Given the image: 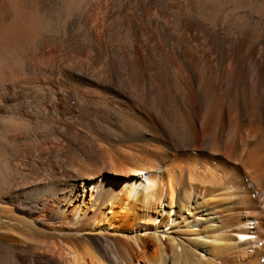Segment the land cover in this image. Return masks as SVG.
<instances>
[{
  "label": "bare ground",
  "instance_id": "6f19581e",
  "mask_svg": "<svg viewBox=\"0 0 264 264\" xmlns=\"http://www.w3.org/2000/svg\"><path fill=\"white\" fill-rule=\"evenodd\" d=\"M11 3L0 264H264V0Z\"/></svg>",
  "mask_w": 264,
  "mask_h": 264
},
{
  "label": "rangeland",
  "instance_id": "374dc122",
  "mask_svg": "<svg viewBox=\"0 0 264 264\" xmlns=\"http://www.w3.org/2000/svg\"><path fill=\"white\" fill-rule=\"evenodd\" d=\"M40 15L52 14L58 0H27ZM37 6V7H36ZM18 12L12 5L11 0H0V29L18 21ZM2 254V251H0Z\"/></svg>",
  "mask_w": 264,
  "mask_h": 264
}]
</instances>
